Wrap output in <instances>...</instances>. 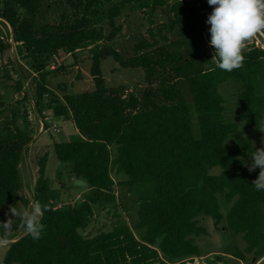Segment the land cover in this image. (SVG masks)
Instances as JSON below:
<instances>
[{
	"label": "trees",
	"instance_id": "16d2710c",
	"mask_svg": "<svg viewBox=\"0 0 264 264\" xmlns=\"http://www.w3.org/2000/svg\"><path fill=\"white\" fill-rule=\"evenodd\" d=\"M113 1L118 3L107 13L106 40L121 32L116 18L134 2L150 18L149 37L137 42L134 54L126 58L110 47L99 49L90 69L94 89L71 94L60 85L63 96L58 99L48 89L47 78L59 69L48 67L59 52L75 55L85 44L103 38L90 17L100 4ZM40 3L0 0V20L11 27L15 48L31 60L38 76V112L72 120L78 130V141L54 142V152L70 164L74 176L101 191L114 186L113 172L122 174L123 184L138 189V226L146 231L140 241L118 221L112 231L86 237L81 230L94 215L90 201L46 206L41 238L23 234L11 243L3 264H178L201 254L193 239L206 234L199 217H210L216 224L223 221L219 196L229 204L226 226L242 235L247 253L264 258V191L252 184L259 169L246 170L257 149L251 131H258L257 120L264 116V48L252 43L238 70L216 68L210 61L214 52L207 46L205 17L212 8L207 0H66L73 20L45 26L36 22ZM160 7L170 19L153 27L151 18ZM11 48L0 30L6 68L14 65L8 55ZM108 57L123 68L142 71L143 83L136 92L125 95L106 87L100 63ZM231 82L238 84L235 101L241 125L227 118L221 87ZM30 142L20 128L5 136L0 133L2 206L27 202L20 197V165ZM46 163L47 155L39 162L38 201L39 194L49 191ZM237 255L244 257L240 251Z\"/></svg>",
	"mask_w": 264,
	"mask_h": 264
},
{
	"label": "rangeland",
	"instance_id": "374dc122",
	"mask_svg": "<svg viewBox=\"0 0 264 264\" xmlns=\"http://www.w3.org/2000/svg\"><path fill=\"white\" fill-rule=\"evenodd\" d=\"M40 9L36 17V22L40 26L57 25L61 19L71 22L74 12L66 3V0H40ZM169 3L176 0H167ZM118 1L102 3L97 7V13L90 17L92 26L96 27L103 35L97 42L85 44L79 48L75 55L61 51L57 56L60 63L57 66L59 72L48 76V89L61 100L63 92L60 85L67 87V93L79 94L84 91L94 89V79L90 73L92 66V56L105 47H110L118 51L123 57H130L134 54V45L142 38H148V27L150 18L138 2L122 8L121 14L116 18V24L121 27L112 41H107L106 37L110 31L107 13ZM211 10L207 11V20ZM153 27L165 24L170 19V14L159 8L151 18ZM209 25V24H208ZM210 25L207 30L209 42L207 46L211 52L214 49L210 46ZM0 30L5 41L12 44L8 55L14 61L11 68L3 65L0 56V133L5 136L8 131L20 128L31 142L25 147L20 165L22 175V189L20 197L27 202H19L18 209L26 208L32 200H35V184L38 178L39 162L47 155L45 176L49 179V191L38 195L42 205L53 208H64L74 206L83 200L90 201L94 215L90 224L81 233L86 237H92L103 232L112 231L118 221L125 222L134 232L138 240H142L146 229L138 226V189L135 186L123 184L125 177L122 174H115L113 177L115 184L107 191H101L90 187L82 178H78L71 173L69 163L60 161L54 152V142H75L80 139L77 128L72 120L63 118L55 119L59 124L58 133L48 130V122L45 123V130H42L37 116L33 121H29L27 113V103L37 101L38 76L34 72L32 62L25 54H19L15 44L11 39V27L6 26L0 20ZM172 39L176 35L170 36ZM163 44V42H162ZM253 44L264 48V32L257 34ZM101 74L105 79L108 89H119L125 95L136 92L142 85V71L123 68L113 57L101 60ZM21 83V89H18ZM27 85L26 97H21V90ZM238 84L235 82L224 84L221 92L225 98L227 118L232 121L239 120L241 110L237 107L235 95ZM261 90L264 94V80L261 81ZM47 112V111H46ZM48 115H52L47 112ZM241 125V124H240ZM242 127V126H241ZM254 145L256 148H264L262 137L264 133L252 130ZM249 162L248 166H250ZM248 166L246 170H248ZM258 169V168H257ZM218 171V169L216 170ZM223 221L216 224L210 217H199L198 221L206 229V234L193 237L194 243L200 248V256L193 257L178 264H264V258L256 259L252 254L245 251L246 242L241 234H236L226 226V215L229 204L222 196H219ZM9 206L0 205V222H6ZM14 219L12 225V242L20 238L24 232L19 227V218ZM158 243V242H157ZM158 244L155 245L157 247ZM9 247L0 249V264H3L6 251ZM240 251L243 258L237 255Z\"/></svg>",
	"mask_w": 264,
	"mask_h": 264
},
{
	"label": "clouds",
	"instance_id": "9594fccd",
	"mask_svg": "<svg viewBox=\"0 0 264 264\" xmlns=\"http://www.w3.org/2000/svg\"><path fill=\"white\" fill-rule=\"evenodd\" d=\"M207 3L212 7L206 21L210 25V46L214 49L210 61L225 72L238 70L243 67L244 54L254 38L264 32V0H207ZM257 129L264 133V116L257 120ZM257 168L259 174L252 184L257 191H264V148H257L251 154L248 170L251 172ZM46 210V206L38 200H32L28 207L22 209L10 206L7 213L9 218L6 222H0V249L12 243V217L19 218V227L25 235L34 240L40 239Z\"/></svg>",
	"mask_w": 264,
	"mask_h": 264
},
{
	"label": "built area",
	"instance_id": "2783aa9c",
	"mask_svg": "<svg viewBox=\"0 0 264 264\" xmlns=\"http://www.w3.org/2000/svg\"><path fill=\"white\" fill-rule=\"evenodd\" d=\"M56 58H57V56H55V59ZM59 64L60 63L56 59L55 62H53L48 67V69H51V70L56 69ZM26 87H27V85H24L23 89L20 92L22 98L26 97V94H27V88ZM27 113H28L29 121H33V119L35 118L34 115L37 116L38 122H39L42 130H45L46 127H45L44 121H47L48 122V127H47L48 130H50L51 132H55V133H58L60 131V126H59V124H57L55 122V118L52 115H48V113L46 111H42L41 113L38 112L36 102L30 100V102L27 103Z\"/></svg>",
	"mask_w": 264,
	"mask_h": 264
},
{
	"label": "crops",
	"instance_id": "0c3cea01",
	"mask_svg": "<svg viewBox=\"0 0 264 264\" xmlns=\"http://www.w3.org/2000/svg\"><path fill=\"white\" fill-rule=\"evenodd\" d=\"M77 132H78V130H77Z\"/></svg>",
	"mask_w": 264,
	"mask_h": 264
}]
</instances>
